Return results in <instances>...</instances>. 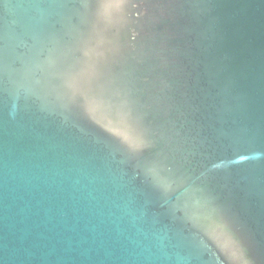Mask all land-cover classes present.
I'll list each match as a JSON object with an SVG mask.
<instances>
[{
	"label": "water",
	"instance_id": "obj_1",
	"mask_svg": "<svg viewBox=\"0 0 264 264\" xmlns=\"http://www.w3.org/2000/svg\"><path fill=\"white\" fill-rule=\"evenodd\" d=\"M0 264H264V0H0Z\"/></svg>",
	"mask_w": 264,
	"mask_h": 264
}]
</instances>
